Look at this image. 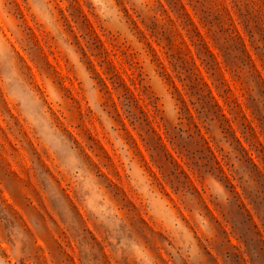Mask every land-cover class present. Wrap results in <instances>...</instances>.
Returning <instances> with one entry per match:
<instances>
[{
    "label": "rangeland",
    "instance_id": "rangeland-1",
    "mask_svg": "<svg viewBox=\"0 0 264 264\" xmlns=\"http://www.w3.org/2000/svg\"><path fill=\"white\" fill-rule=\"evenodd\" d=\"M0 264H264V0H0Z\"/></svg>",
    "mask_w": 264,
    "mask_h": 264
},
{
    "label": "trees",
    "instance_id": "trees-1",
    "mask_svg": "<svg viewBox=\"0 0 264 264\" xmlns=\"http://www.w3.org/2000/svg\"><path fill=\"white\" fill-rule=\"evenodd\" d=\"M181 14L182 13L180 12L179 15L181 16ZM214 18H218V15H215ZM240 20L242 21V19ZM230 24L231 23L229 22L226 27L218 29V31L220 30L224 32V35L222 36L220 35V43H218L219 37L215 39L213 37L212 44L215 48L221 51L227 50L230 53L233 50L235 52V56L240 58L239 60L242 61L241 62L242 64L244 63L250 65L249 56L243 47V43L240 41V37L236 32V30L234 29V27H230ZM192 30L194 31V35L196 36L195 44L198 46V50L212 58L213 57L212 52L207 48V46L201 40L198 32L194 30V27L192 28ZM169 47L170 45L167 47V49L164 52H165L166 61L170 67V71L172 72V74L178 79H184V78L187 79V81L189 82L187 83L188 87H195L196 89H200L201 85L205 86V82L203 81H201L202 84H200V86L198 85L197 77L193 71L194 69L193 61H188L181 54L180 48L176 47L175 50H172L169 49ZM181 74L183 75L182 77Z\"/></svg>",
    "mask_w": 264,
    "mask_h": 264
}]
</instances>
